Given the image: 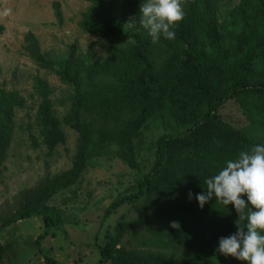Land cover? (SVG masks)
<instances>
[{"label": "trees", "instance_id": "trees-1", "mask_svg": "<svg viewBox=\"0 0 264 264\" xmlns=\"http://www.w3.org/2000/svg\"><path fill=\"white\" fill-rule=\"evenodd\" d=\"M82 1L87 7L77 26L107 42L101 45L105 57L92 58L72 44L54 58L30 34L24 38L37 68L55 74L66 88L58 100L64 109L60 119L53 88L40 76L33 81L47 154L65 143L62 123L78 134L71 167L21 191L18 208L1 220L0 230L42 218L35 250L45 264H65L41 247L64 223L49 202L76 185L96 159L109 157L136 178L131 190L105 209L101 226L124 205L136 217L121 216L105 242L96 241L99 260L93 264H242L217 251L219 238L236 230L233 206L213 199L200 208L195 195L226 160L264 144V0H237L232 8L226 0H182L185 15L175 39L155 42L138 23L129 27L139 21L141 0ZM52 10L62 25L61 4L54 1ZM231 101L240 109L242 125L219 113ZM26 103L19 91L0 87V168L17 112ZM145 152L151 153L149 159H143ZM9 250V244L0 243V264H21Z\"/></svg>", "mask_w": 264, "mask_h": 264}, {"label": "rangeland", "instance_id": "rangeland-1", "mask_svg": "<svg viewBox=\"0 0 264 264\" xmlns=\"http://www.w3.org/2000/svg\"><path fill=\"white\" fill-rule=\"evenodd\" d=\"M54 1L61 4L62 25H58L53 15ZM236 2L226 0L225 5L232 8ZM86 7L87 3L82 0H0V87L19 91L27 102L26 107L17 112L14 137L0 168V222L18 208L21 191L35 186L46 175L71 167L78 137L76 131L62 123L65 143L52 155L47 154L42 145L36 121L38 99L33 92L34 78L46 79L53 88L54 107L60 119L64 109L58 100L65 95L66 88L55 74L37 68L28 54L32 45L26 44L24 38L30 34L41 51L54 58L61 57L72 44H76L82 54L91 52L92 58L105 57L107 54L101 45L107 42L82 33L77 26ZM219 113L232 124L243 123L234 101L226 103ZM143 154L144 160L151 156L148 152ZM135 178L136 173L118 159H96L76 185L58 193L49 202V206L61 211L64 223L61 230H55L54 235L42 241L44 253L65 264L97 262L96 241L103 244L105 235L113 231L121 216L136 217V211L124 205L101 226L105 209L119 195L131 190ZM42 230V218L25 219L0 230V243L10 245V257L17 263H27L33 257L30 264H45L34 244Z\"/></svg>", "mask_w": 264, "mask_h": 264}, {"label": "clouds", "instance_id": "clouds-1", "mask_svg": "<svg viewBox=\"0 0 264 264\" xmlns=\"http://www.w3.org/2000/svg\"><path fill=\"white\" fill-rule=\"evenodd\" d=\"M184 15L182 0H141L139 21L129 27L138 23L154 42L173 40ZM204 184L205 190L195 195L200 208L214 199L226 207L231 204L238 217L235 232L219 238L217 251L242 264H264V144L241 150Z\"/></svg>", "mask_w": 264, "mask_h": 264}, {"label": "water", "instance_id": "water-1", "mask_svg": "<svg viewBox=\"0 0 264 264\" xmlns=\"http://www.w3.org/2000/svg\"><path fill=\"white\" fill-rule=\"evenodd\" d=\"M31 259H33V257H31L29 260H28V263L30 264V262H31Z\"/></svg>", "mask_w": 264, "mask_h": 264}]
</instances>
